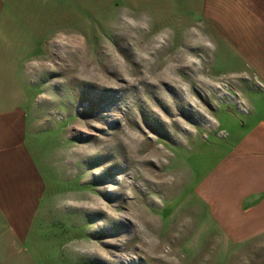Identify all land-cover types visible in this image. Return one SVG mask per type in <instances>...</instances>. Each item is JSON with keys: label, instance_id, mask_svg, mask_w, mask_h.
<instances>
[{"label": "rangeland", "instance_id": "rangeland-1", "mask_svg": "<svg viewBox=\"0 0 264 264\" xmlns=\"http://www.w3.org/2000/svg\"><path fill=\"white\" fill-rule=\"evenodd\" d=\"M175 4L37 1L41 53L19 68L42 194L7 217L34 264H264V201L242 198L264 67L241 28Z\"/></svg>", "mask_w": 264, "mask_h": 264}, {"label": "crops", "instance_id": "crops-1", "mask_svg": "<svg viewBox=\"0 0 264 264\" xmlns=\"http://www.w3.org/2000/svg\"><path fill=\"white\" fill-rule=\"evenodd\" d=\"M37 1L0 0V264H34L26 250V225L12 221L17 224L13 227L7 217L26 216L28 202L42 194L26 149L25 111L20 105L25 85L20 84L19 68L27 66L28 55L41 53L43 25L32 14ZM174 1L179 7L203 10L202 15L209 8L214 18L211 22L234 25L229 28L234 38L241 28L244 55L251 57L252 63L258 57L264 67V0ZM25 8H29L30 16L21 15ZM261 126L260 135L264 136V120ZM260 167L258 171L252 168V179L243 183L242 198H257L261 203L264 166Z\"/></svg>", "mask_w": 264, "mask_h": 264}]
</instances>
